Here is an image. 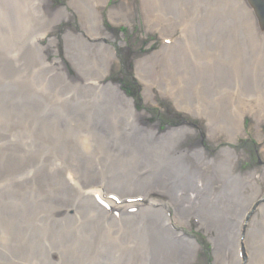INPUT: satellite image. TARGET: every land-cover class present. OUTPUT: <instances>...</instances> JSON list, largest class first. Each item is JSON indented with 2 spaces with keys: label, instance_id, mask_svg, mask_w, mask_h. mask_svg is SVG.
<instances>
[{
  "label": "rangeland",
  "instance_id": "obj_1",
  "mask_svg": "<svg viewBox=\"0 0 264 264\" xmlns=\"http://www.w3.org/2000/svg\"><path fill=\"white\" fill-rule=\"evenodd\" d=\"M125 2L132 16L111 21L108 12ZM60 4L71 17L56 26L40 5L6 0L0 6V264H59L61 253L64 264H136L129 253L102 249L103 242H123L115 236L121 224L110 216L103 224L84 221L72 207L85 186H109L128 171L132 162L126 156L139 144L132 130L142 119L125 105L117 110L105 105L107 113L102 111L109 98H98L84 85L99 75L93 56L101 55L98 37L88 46L77 10L65 0L52 2ZM98 12L100 32L110 35L107 42L120 58L111 65V78L120 79L126 90L131 86L146 120L158 119L164 129L168 119H176L203 138L208 116L216 115L222 130L232 119L242 120L235 142L223 131L204 143L212 155L231 153L232 164L220 163V177L227 171L257 173L258 191L249 193L242 184L230 223L249 230L240 237L247 239L240 258L264 264V30L250 7L239 0H107ZM58 32L62 37L47 48L46 39ZM145 56L136 73V61ZM141 82L151 91L147 98ZM114 102L122 103L121 98ZM223 115L228 123L217 120ZM120 137L131 147L129 154L116 146ZM69 227L93 244L75 253L57 246ZM190 227L199 244L191 264H218L210 235L196 223ZM110 229L115 235L99 233Z\"/></svg>",
  "mask_w": 264,
  "mask_h": 264
},
{
  "label": "bare ground",
  "instance_id": "obj_2",
  "mask_svg": "<svg viewBox=\"0 0 264 264\" xmlns=\"http://www.w3.org/2000/svg\"><path fill=\"white\" fill-rule=\"evenodd\" d=\"M24 1L42 6L49 13L52 25H59L71 17L64 5L53 7V0ZM106 1L65 0V3L75 8V13L77 10L78 16L82 19L81 29L88 46H92L90 38L99 37V43L95 45L99 52L101 51V55L96 52L93 55L97 60V66H99V75L97 78L85 82L84 85L87 88H94L98 92V98H109L103 103L102 111H107L105 105H108L109 109L113 106L116 110L122 109L125 105L132 110L135 116L142 119L138 124H135L132 130L133 134L139 137V144L133 145L131 155L126 156L127 161L132 163L129 164V169L125 174H119V178L111 183V187L85 186L83 194L76 198L72 208L77 214H80V219L84 221L97 220L102 224L108 223L105 216L109 213L99 204V201H103L104 195L116 194L120 198H128L132 197L130 195L132 193L137 196L143 193L141 195L148 199L140 205L143 207L140 214L120 213L117 218L111 217L123 227L118 229L117 235L113 234L114 229L103 230V233L99 232L106 236L113 234L123 241L120 243L103 242L104 253L111 255L129 253L136 264H191L199 244L195 236L190 233V226L192 219L198 217L200 228L210 235L209 240L214 247L216 263L251 264L248 262L249 257L241 259L239 255L247 247V239L242 241L240 237L247 236L246 232L249 230L241 228L237 223L232 227L230 221L233 220V212L238 211V197L242 184L248 185L249 193L258 191L257 173L227 171L225 179L220 177L223 174L220 163L232 164L231 153L222 151L218 155L208 154L203 143L204 138L206 141H211L215 135L223 131L229 142H235L236 134L242 130V120L232 119L222 130L223 128L215 124V122L217 123L214 120L216 115L208 116L204 120L207 134L203 138L201 132L198 135L194 129H190L187 125L174 127L171 124L161 130L158 123L151 124L146 120V114L136 112L134 101L126 99L129 97L123 91L122 86L118 84L119 82L108 79L112 74L110 69L113 61H118L120 58L117 51L107 42L110 35L102 30L100 32L102 17L98 15V8L103 6ZM239 1L242 6L247 5L245 0ZM5 3L6 0H0V6ZM132 13L133 8L125 2L110 10L108 15L111 21L117 18L128 20ZM89 22H93L91 27L87 25ZM74 34L72 33V36L75 37ZM120 56H122L121 53ZM146 60L145 56L136 61V73L143 70L142 67ZM143 84L145 85L143 90L147 93V96L144 97L147 98L151 91L145 83ZM117 98H121L122 103L115 104L114 101H117ZM145 103H148L146 99ZM224 113L227 114L225 110ZM222 117L226 116H218L217 120L221 119L228 123ZM253 117L257 118L256 113ZM104 125L106 126V124ZM123 139L124 137H120L116 146L129 154L131 147L122 145ZM138 148L139 150H137ZM122 160L124 162V158ZM121 167L122 165L118 164L115 166L116 173L122 171ZM216 168L222 171L218 173ZM154 187H158L166 193L169 200L164 195L159 199L149 198L147 191L155 189ZM128 206L125 205L118 209ZM89 211L94 212L95 215ZM58 224L60 225V223ZM56 244L63 247L67 253H75L78 250L86 249L88 245L93 244V241H89L81 230L76 231L69 227L59 236ZM37 252L41 253L42 259L44 247L40 245ZM64 261L65 255L61 253L59 264H64Z\"/></svg>",
  "mask_w": 264,
  "mask_h": 264
},
{
  "label": "water",
  "instance_id": "obj_3",
  "mask_svg": "<svg viewBox=\"0 0 264 264\" xmlns=\"http://www.w3.org/2000/svg\"><path fill=\"white\" fill-rule=\"evenodd\" d=\"M253 6L256 15H258L262 20V25H264V1L263 0H248Z\"/></svg>",
  "mask_w": 264,
  "mask_h": 264
}]
</instances>
